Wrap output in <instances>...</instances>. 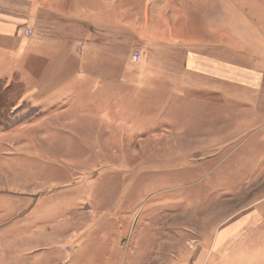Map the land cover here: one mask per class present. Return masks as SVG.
I'll return each instance as SVG.
<instances>
[{
  "label": "rangeland",
  "instance_id": "obj_1",
  "mask_svg": "<svg viewBox=\"0 0 264 264\" xmlns=\"http://www.w3.org/2000/svg\"><path fill=\"white\" fill-rule=\"evenodd\" d=\"M57 23L87 56L117 45L118 93L102 107L129 110L99 141L39 119L70 98L31 54ZM0 26L15 29L0 34V264H195L221 225L264 231V78L260 91L181 80L189 43L223 35L232 61L264 72V0H0Z\"/></svg>",
  "mask_w": 264,
  "mask_h": 264
},
{
  "label": "crops",
  "instance_id": "obj_2",
  "mask_svg": "<svg viewBox=\"0 0 264 264\" xmlns=\"http://www.w3.org/2000/svg\"><path fill=\"white\" fill-rule=\"evenodd\" d=\"M31 9L33 12L30 19H37L36 8L31 7ZM85 22L84 19H78L73 23L78 28L86 29ZM0 28L3 30L0 32L1 35H11L15 30L12 26H0ZM53 30L55 31L50 34L52 35L50 39L40 36L35 40V44L31 45V54L39 62H41V55H46L48 60H46L45 76L49 79L48 82L54 86L64 84L63 89L57 91V94L65 93L70 95V98L57 107L52 106L53 108L51 107V110L39 119L50 125L56 124L63 127L62 132L69 139L75 136L78 141H99L100 134L105 132L103 127H111L116 122H113V118L118 117L117 110H125V112L129 110L127 105L120 107L114 102L117 114L111 115L102 107L108 104L103 101L105 97L109 98L112 94L116 97L118 93V78L122 70L117 69L119 63L117 45L112 42L99 45L100 47L95 49V54L87 56L85 48L80 51L76 48L80 45L79 43L84 45L85 42H79V38H72L74 35L69 34L66 27L57 23ZM113 35L116 36V33ZM197 46H204L209 51L202 52L196 48ZM229 47L228 39L224 35L216 42L210 39L189 43L183 59L181 80L191 88H206L211 92L220 88L222 90L231 84L252 91H260L263 88L264 72L253 65L232 61L227 54ZM90 62L93 63L97 74H93L95 72L91 69L87 71ZM148 72H139L138 82L148 78L146 75ZM157 73V78L165 77L163 72ZM92 75L95 77L94 85L89 92L86 87V78ZM126 79V88L133 87L132 84H128V78ZM199 84L203 86L200 87ZM125 112L122 111L123 115L126 114ZM252 216L262 220L263 215L256 210ZM249 219L250 217L244 222L237 220L221 225L208 233L192 254L195 264H236L230 262L234 258L244 264H250L258 258L264 260V250L259 246L260 243L264 244V231L250 232L252 228Z\"/></svg>",
  "mask_w": 264,
  "mask_h": 264
},
{
  "label": "built area",
  "instance_id": "obj_3",
  "mask_svg": "<svg viewBox=\"0 0 264 264\" xmlns=\"http://www.w3.org/2000/svg\"><path fill=\"white\" fill-rule=\"evenodd\" d=\"M26 35L30 34L31 33V30L29 28H25L24 31H23ZM141 56V52L139 50H135L133 51L132 53V59L133 61H138L139 58Z\"/></svg>",
  "mask_w": 264,
  "mask_h": 264
}]
</instances>
